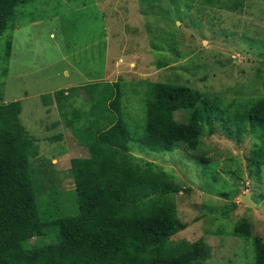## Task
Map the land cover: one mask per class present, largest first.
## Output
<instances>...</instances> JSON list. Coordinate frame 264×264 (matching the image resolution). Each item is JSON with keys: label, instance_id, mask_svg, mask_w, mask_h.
I'll use <instances>...</instances> for the list:
<instances>
[{"label": "rangeland", "instance_id": "374dc122", "mask_svg": "<svg viewBox=\"0 0 264 264\" xmlns=\"http://www.w3.org/2000/svg\"><path fill=\"white\" fill-rule=\"evenodd\" d=\"M16 21L17 28L0 36V101L21 102L22 124L42 141L48 156L54 148L45 140L63 135L65 146L56 151L67 154L55 157L54 168L42 174L49 180H40L48 182L47 190L74 187L71 160L89 155L78 135L105 127L94 123L92 109L105 92L90 94L85 87L102 83L117 90L114 83L120 85L122 119L135 140L145 132L149 82L190 86L215 98L224 117L231 118L264 98V0H214V5L208 0H36L20 8ZM61 89L70 100L64 111L54 100L43 105L41 96ZM73 114L80 116L77 136L66 122ZM176 119L185 122L187 115L177 112ZM252 126L249 122L238 135L218 124L213 133L206 128L195 151L186 144L166 153L130 144L132 155L191 187L176 196L180 219L188 226L172 241L204 240L211 255L206 264H255L253 240L233 235L244 218L264 239V166L257 172L250 163L262 139ZM247 194L255 205L244 203Z\"/></svg>", "mask_w": 264, "mask_h": 264}, {"label": "trees", "instance_id": "16d2710c", "mask_svg": "<svg viewBox=\"0 0 264 264\" xmlns=\"http://www.w3.org/2000/svg\"><path fill=\"white\" fill-rule=\"evenodd\" d=\"M34 1L0 0V36L17 28L20 8ZM208 2L214 5V0ZM10 49L9 44L8 56ZM102 85L85 89L90 94L105 92L92 108L96 107L97 114L94 123L102 122L105 127L87 129L88 137H81L83 132L78 135L80 127L75 125L80 116L73 114L66 121L89 152L87 157L71 160L74 187L69 190H47L48 182H40L42 176L50 179L42 174L54 168V158L65 154L56 151L65 146L60 143L63 135L45 140L54 148L48 156L42 141L23 126L21 102L0 101V264H206L211 255L204 240L172 241L188 226L180 219L176 196L191 187H184L155 163L132 155L130 144L159 153L186 144L195 151L206 128L213 133L218 124L238 135L251 122L262 142L255 145L250 163L260 172L264 166V98L242 106L231 118L224 117L215 98L190 86L149 82L145 132L135 140L122 119L120 85L114 83L117 90ZM65 92L61 89L41 96L43 105L51 106L54 100L59 111H64L70 105ZM177 112L185 113L187 121H177ZM232 122L237 124L236 131ZM202 162L208 168L210 161L204 157ZM233 235L253 240L255 264H264V239L255 236L248 219L234 225ZM36 237L40 243L29 246V240Z\"/></svg>", "mask_w": 264, "mask_h": 264}, {"label": "water", "instance_id": "95a60500", "mask_svg": "<svg viewBox=\"0 0 264 264\" xmlns=\"http://www.w3.org/2000/svg\"><path fill=\"white\" fill-rule=\"evenodd\" d=\"M243 200H244V203L248 206L255 205L254 201L252 200L249 194L245 195Z\"/></svg>", "mask_w": 264, "mask_h": 264}, {"label": "crops", "instance_id": "0c3cea01", "mask_svg": "<svg viewBox=\"0 0 264 264\" xmlns=\"http://www.w3.org/2000/svg\"><path fill=\"white\" fill-rule=\"evenodd\" d=\"M95 5H98V3H96ZM35 25H36V23H35ZM50 37H54V34H51ZM66 74L68 75L69 72H67ZM64 90H66V89H64ZM68 90H69V89H68Z\"/></svg>", "mask_w": 264, "mask_h": 264}]
</instances>
